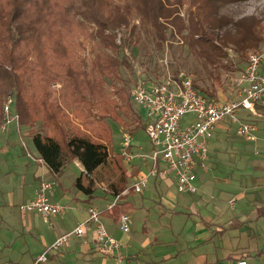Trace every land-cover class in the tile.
I'll list each match as a JSON object with an SVG mask.
<instances>
[{"label":"rangeland","instance_id":"374dc122","mask_svg":"<svg viewBox=\"0 0 264 264\" xmlns=\"http://www.w3.org/2000/svg\"><path fill=\"white\" fill-rule=\"evenodd\" d=\"M162 2L167 6L175 7L176 14L182 20L180 28L173 24H167L166 29L163 30V38L157 34L156 28L151 22L139 14H133L130 17L129 25L113 32L116 43L122 45V50L119 52L104 47L99 42L97 35L92 38L89 37V34L96 31V26L93 23L88 24L87 31L77 34L78 36L74 39L72 60L75 68L84 72L87 82L92 85V91L87 93L82 100L72 95L74 98L63 102L61 97L64 90L62 81L51 82L47 85L45 81L40 80L38 74L24 78L23 94L33 99V109H35L36 114L42 115L45 109L38 107V103L35 104L34 102L37 101L36 99L42 92L50 93V97L52 95V98H56L58 103L65 107L66 115L61 119V126L63 129H67L70 134L74 132V129H77L78 132L90 134L96 140L104 142L106 141L104 138L110 131V139L107 141V145L111 155L120 152L123 144V132L128 131L124 130V126L116 120L102 115L101 111L98 112V110H100L101 105L110 108L114 104H127L133 111L137 112L138 107L131 99L127 100V96L129 97L131 88L139 80L160 81L168 74L176 77L178 73L182 72L189 75L199 88L212 90L215 98L231 99L229 97L235 95L231 77L245 67L248 52L258 49L264 40V0L223 1L219 7V13L227 14L233 20L253 17L257 23V34L261 38L257 47L242 53H237L231 44L222 46V52L225 54L213 52L202 54L200 53L202 50L200 45L193 42L196 37L193 36L194 33L190 28L189 17L191 13L200 14L201 10H197L203 0H180V2L162 0ZM163 20L161 19V21ZM192 37L194 38L191 40ZM124 38L127 41L132 39V42L128 45V43L123 42ZM216 39L218 38L213 36L214 43L218 44ZM131 46H133L132 50L130 49ZM98 56L101 58L117 56L119 59L124 56L125 61L121 63L117 77L112 79L100 74L93 65V60ZM33 90L34 92H32ZM7 96L5 94L3 97L2 107ZM11 96L14 99L12 94ZM11 109V114L14 115L13 113L16 112L14 101ZM31 109L30 104L27 106V110ZM23 110L26 108L24 107ZM140 112L143 123L145 114L142 110ZM28 114H30V123L34 121V126L37 127L36 119L32 121L36 115L34 113ZM133 117L134 115L123 117L124 122L128 124L126 128L134 129L136 127ZM94 119L100 122H94L93 126L90 125L88 128L84 126L86 120ZM190 119V115H185L182 123H186ZM256 123L259 126V139L253 143L247 142L237 134L234 123L230 124L231 126L227 131L217 129L214 132L209 145V158L206 160L207 169L205 168L200 175L201 178L197 177L194 182L196 186L194 193H178L173 176L167 181V183L169 182L167 185L162 183L160 187L153 185V179L150 177L147 179L146 188L142 192L136 193L131 187L137 177L136 179L132 176L128 178L127 186L130 191L121 198V202L131 203L130 208L126 210L130 217V230L125 234L135 236V242L131 244L130 254L124 255H127L128 259H132L131 256L134 254L139 253L140 255L136 261H132L130 264H136L140 260L143 264H200L201 262L205 264L207 261L210 262L216 258L220 264H226L227 253L231 251V246L236 245L244 236L241 235L243 232L238 234L235 230L236 227L221 230L211 222H215L212 220L216 219H220L219 221L222 223L227 222L234 219L235 214L241 212L242 208L238 205V201L233 207L234 211L232 208L230 209L228 204L229 198L235 197L240 190V193L245 192V200L254 195L251 187L256 185L255 181L258 182L260 179L258 174L263 172V167L259 168L258 164L261 163L260 166L264 164V117L257 118ZM18 124L25 126L26 123L21 124L13 120L6 127H16ZM20 128L22 131L24 130V127ZM128 133L131 137V149L134 154H147L144 158L136 157L131 163L138 166L141 160H145L149 163L148 165H151L152 161L149 156L152 154V144L144 128L139 127ZM54 134L59 135L57 130ZM27 138L32 139L25 136L26 143H28ZM139 146L142 148L138 149ZM31 151L33 152V149ZM110 158L100 165L97 171L91 173V177L96 180L94 192L98 196L104 193L102 187H107L110 182H113V179L116 180L120 176L117 163L112 157ZM2 160L3 158H0V161ZM247 168L246 174L233 176L235 169L245 170ZM72 171L77 176L82 174L77 169L76 164L69 161L66 163L63 174L65 183H68ZM169 174L171 175V172ZM223 178H226L227 182H224ZM47 179L52 180L53 176H48ZM82 180L84 184L88 183V177L85 173ZM101 181L104 183L102 187L98 185ZM54 182L56 184V179ZM197 184L202 185L198 187ZM232 185L233 187H231ZM75 191H78V188ZM82 194V191H78L80 197ZM62 203V205L66 204V202ZM82 203L74 206H81ZM94 203L103 205V207L107 204L104 198H96ZM72 204L74 203L72 202ZM66 205L70 206L71 204ZM116 209L115 211L118 213V209ZM105 212L101 213V222L106 231L114 236L123 235L124 232L118 226L116 213L107 215ZM218 215L220 216L217 217ZM54 216L51 218L52 222L60 223L66 231L65 233L75 228L77 220L70 209L65 208L63 214ZM41 225L44 226L45 224L41 222ZM36 233L35 230L31 232L33 236ZM28 235L29 233L22 226V220L18 216L17 210H12V215L6 219L0 217V264L6 261L9 264H18L16 257H19L22 250H25L23 245L29 244ZM198 236H203V238L199 239ZM247 240H249L250 245H254L257 238L252 236ZM77 241H79L78 238L72 235L67 243L73 244ZM243 241L244 239H241V243ZM3 244H8V247H4ZM164 255L169 257L164 259ZM122 257L127 259L125 256Z\"/></svg>","mask_w":264,"mask_h":264},{"label":"trees","instance_id":"16d2710c","mask_svg":"<svg viewBox=\"0 0 264 264\" xmlns=\"http://www.w3.org/2000/svg\"><path fill=\"white\" fill-rule=\"evenodd\" d=\"M175 1L180 2V0ZM223 1L228 0H203L197 10H201L200 14L191 13L189 17L190 28L194 33L193 36L196 37H192L191 40L194 38L193 42L200 45L202 49L200 53L225 54L221 47L228 44H231L237 53L257 47L261 38L257 34V23L254 18L242 17L233 20L229 15L219 13ZM169 6L162 0H0V120L3 97L5 94H12L18 122L26 123L25 126L29 127L39 158L53 173H58L71 158H76L83 172L75 179L74 185L88 195L93 193L96 187V180L91 177V173L112 157L121 175L118 182H110L105 187L113 196L119 195L113 212L116 208L118 210L121 207L126 210L129 208L127 201L121 202V198L127 195L121 192L129 187H126L127 181L120 152L110 155L107 145L110 131L107 137H103L106 140L104 142L74 128V132L70 134L61 126V119L66 115L65 107H62L56 98H52V95L50 97V93L47 94L45 90L34 102L38 103V107L45 109L42 115L38 116L33 109V99L23 94V80L38 74L40 80L45 81L47 85L62 81L63 102L74 97L82 100L92 91V85L87 82L84 72L75 68L72 60L74 39L77 34L87 31L88 24L93 23L96 31L89 34V37L97 35L104 47L119 52L122 50V45L116 43L113 32L129 25L133 14H139L149 20L161 38L167 24L180 28L182 20L176 14L177 10ZM213 36L218 38L216 39L218 44L214 43ZM123 42L129 45L132 39L127 41L124 38ZM123 61H125L124 56L121 59L117 56L103 58L98 56L93 60V65L101 75L113 79L117 77ZM193 84L200 92L214 98L212 90L199 88L194 82ZM234 97L235 95H232L229 98ZM129 99L130 96H127V100ZM30 104L32 109L27 110ZM24 107L26 110H23ZM100 111L102 115L116 120L128 132L139 127L145 129L146 123L141 122L140 108L136 112L127 104H114L110 108L101 105L98 112ZM28 113L36 115L32 121L36 119L37 127L34 126V121L30 123ZM130 115H134L133 119L136 122L134 129L126 128L128 124L123 120V117ZM254 119L256 121L257 118ZM97 121L99 120H86L84 126L88 128ZM56 130L59 135L54 134ZM94 133L97 134L96 131ZM84 173L88 177L87 184L82 180ZM125 209L119 214L126 213ZM261 213H264V206ZM119 214L115 215L116 219Z\"/></svg>","mask_w":264,"mask_h":264},{"label":"built area","instance_id":"2783aa9c","mask_svg":"<svg viewBox=\"0 0 264 264\" xmlns=\"http://www.w3.org/2000/svg\"><path fill=\"white\" fill-rule=\"evenodd\" d=\"M233 99H218L206 96L195 88L189 75L182 72L176 77L169 74L160 81L139 80L130 90L131 101L145 114V132L152 144L150 169L139 174L131 189L140 193L146 188L147 179L155 176L167 179L173 173L178 193H194V179L198 168H206L209 142L220 123H234L236 132L247 142H256L258 126L254 118L264 117V40L258 49L247 54L245 67L231 77ZM13 98L8 95L2 107V127L18 120L16 113L11 114ZM242 112L246 115L242 117ZM185 115L191 119L182 123ZM123 161L130 164L136 157L147 154H134L131 137L123 132L120 150ZM163 164V168L159 165ZM55 184L43 180L31 200L18 206L24 216L37 213L45 219L64 213L65 206L53 203L48 191ZM125 189L121 194H127ZM119 195L113 196L106 210L113 211ZM232 203V201H231ZM130 217L127 213L118 216V226L122 232L130 230ZM88 226H93L96 250L102 256L119 255L121 243L109 235L101 222V210L96 205H88L86 217L70 232L57 236L52 244L39 254L32 264H42L48 259L47 253L56 252L74 235L81 237ZM230 264H249L246 257H239Z\"/></svg>","mask_w":264,"mask_h":264},{"label":"crops","instance_id":"0c3cea01","mask_svg":"<svg viewBox=\"0 0 264 264\" xmlns=\"http://www.w3.org/2000/svg\"><path fill=\"white\" fill-rule=\"evenodd\" d=\"M245 116L246 115L242 112V117ZM1 120L0 158H3V160L0 161V211H2V213H0V217L1 219H6L7 217L12 215V210H17L18 216L22 220V226H24L25 231L29 233V244L23 245V248L25 250H22L20 256L16 257V262H18V264H32L37 255L41 254L45 248L49 247L57 236L66 232L61 227L60 223H58L57 221L55 223L52 222L51 218L55 216H50L47 219L37 213H29L23 216L18 209V206L21 203L27 202L34 198L39 183L41 181H53L56 179V184H54L47 193L48 198L53 203L63 204L62 202H66V204H71L72 206H68L66 204L64 206L66 207V209H70L71 212L75 215L77 220L75 223L76 225L86 217V208L88 205L98 206L101 210V213L103 211H106L105 214L107 215H113L116 213V211L109 212L106 210V206L111 201L113 195L108 191L105 192L106 189L102 187V185H104L103 181L98 184L102 187L104 191L102 195L98 196L95 194L94 191L93 193L88 195L83 190L78 189V191H82L83 193L80 197L78 195V191H75L76 187L74 185V181L78 177L77 174L72 171V175L69 178L68 183H65L63 180V174L66 164L63 166V168H61L58 173H53L50 168L46 165V163H44L39 158L32 143V139L30 140V138H27L28 143L25 142V136L31 137L30 132L28 130V126H19L18 124L16 127L9 126L7 128L6 126L10 124L8 123L5 128H3ZM16 122L18 123V121ZM230 126L231 125L229 123H220L217 125L214 132L217 129L227 131L229 130ZM20 127H24V130L22 131V128ZM258 131L259 126L257 130V136ZM210 143L211 140L209 142V145ZM141 148V146L138 147V149ZM31 149H33V152L31 151ZM69 161H73L76 164L77 169L83 172V168L76 158H71ZM69 161L67 163H69ZM148 164L149 163L147 161L141 160V163H139L138 166L134 165L133 163H131V165H128L122 160V166L123 171L125 173L126 181L130 176L136 179L139 174L147 172L150 169V165ZM259 164V168L263 167V172H261L262 174H258L260 176L259 181H255L256 185L251 187V189H253L252 191L254 192V195L251 196L250 199L245 200V192L240 193V190V192L235 195V197L231 199L229 198L228 200L230 209L232 208L233 211L235 210L233 207L238 201V205L242 208L241 212L235 214L234 219L229 220L227 222L222 223L221 221H219L220 219L212 220L215 222H211V224L217 225L219 228H221V230H224L225 228L228 229L229 227H236L235 230L238 234L243 232L241 235L244 236L241 239H244V241L241 243L240 239V241L237 242L236 245L231 246V251L228 252L225 257L227 258V262H225L226 264H230L232 260L239 257H246L249 264H264V213H261V209L264 206V164L261 166ZM159 167L163 168V164L159 165ZM97 169L98 167L94 171H97ZM203 170V168H198V170H196V177L194 179V182L197 180V177L201 178L200 175L203 173ZM247 172L248 168L245 170L235 169L233 172V176L246 174ZM169 173L170 172H168L167 179H162L160 177L155 176L149 178L153 179V185H155L156 187H160L162 183H164L165 185L169 183H167V181L170 179L171 176H173L172 172L171 175ZM48 176H53V179H47ZM120 177L121 175L118 176L116 180L113 179V182H118ZM173 181L175 184L174 177ZM223 181L227 182V179L223 178ZM201 185L197 184L198 187ZM126 187H128L127 183ZM231 187H233V185ZM129 189L130 188H128V190ZM96 198H104L107 204L103 207V205L94 203V199ZM239 201L242 202L240 203ZM72 202L74 204H72ZM80 202H83L81 206H74L80 204ZM123 209L125 208H119V210L117 211L118 213L116 214L122 212ZM219 216L220 215H218L217 217ZM41 222L45 225L42 226ZM226 225L229 226L227 227ZM33 230L37 232L35 236L31 234ZM215 231L217 232V230ZM109 235L113 236L121 243L119 250V255L121 256V259L118 258V254L115 256H102L101 254H99L95 248L96 242L93 236V226H88L85 229V233L83 236H74L78 238L79 241L74 242L73 244L66 243L65 246L59 249L58 251L47 253L48 259L45 263L42 264H130L132 261H136L139 258V253L132 255V259H128L127 255H124L130 252L129 249L131 248V244L135 242V236H129L125 233L119 236H114L112 233H110ZM252 236H256L257 238V241L254 245H250V243H248L249 240H247ZM198 238L202 239L203 236H198ZM3 245L4 247H8V244ZM122 256L127 257V259H124ZM168 257L169 256L164 255V259ZM2 264L9 263L8 261H6ZM136 264H143V262H141L140 260L136 262ZM200 264L203 263L201 262ZM205 264L220 263L216 258L212 259L210 262L207 261Z\"/></svg>","mask_w":264,"mask_h":264}]
</instances>
